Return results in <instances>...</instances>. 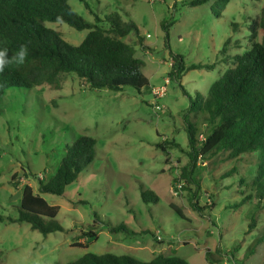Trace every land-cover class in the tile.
Returning a JSON list of instances; mask_svg holds the SVG:
<instances>
[{"label": "rangeland", "instance_id": "374dc122", "mask_svg": "<svg viewBox=\"0 0 264 264\" xmlns=\"http://www.w3.org/2000/svg\"><path fill=\"white\" fill-rule=\"evenodd\" d=\"M87 1L89 5L81 0L69 3L90 22L118 12L139 25L144 44L135 34L125 40L145 61L142 72L150 86L142 93L132 87L97 90L62 73L60 88L45 84L7 89L0 113V264H68L89 252L128 254L142 261L163 254L190 264H264V243L247 257L264 232V208H257L254 187L260 153L227 159L222 152L201 158L192 180L183 176L189 163L186 123L208 130L205 114L190 111L191 102L232 67L237 53L251 49V25L264 0H230L223 11L217 0L197 6L187 5L191 0ZM162 23L170 25L169 46ZM44 24L75 45L88 33L66 22ZM263 36L260 32V39ZM171 51L182 54L187 66H215L191 69L176 81L170 76ZM167 78L171 82L160 100L163 108L156 110L152 86ZM81 135L97 141L93 162L64 195L40 193L38 177L51 178ZM229 170L234 173L227 176ZM14 174L19 187L11 182ZM26 184L59 207L56 220L64 230L44 234L27 222L8 220L19 216ZM143 190H153L160 199L149 196L145 201ZM196 201L201 209L194 208ZM251 213L258 221L252 231ZM121 223L135 234L110 230Z\"/></svg>", "mask_w": 264, "mask_h": 264}, {"label": "trees", "instance_id": "16d2710c", "mask_svg": "<svg viewBox=\"0 0 264 264\" xmlns=\"http://www.w3.org/2000/svg\"><path fill=\"white\" fill-rule=\"evenodd\" d=\"M86 5L87 0H81ZM156 1V0H155ZM154 1V2H155ZM213 0H191L187 5L197 6ZM218 9L225 10L230 0H217ZM96 22L86 20L70 5L69 0H0V47L9 49V57L21 44H27L29 55L20 67H11L0 73V113L1 103L7 89L36 87L50 84L60 88L62 73L82 79L93 89L122 91L132 87L139 93L150 86L149 79L142 72L145 61L137 57L135 46L125 40L132 34L138 36V43L144 44L139 25L132 19L125 20L118 12H112L104 20L96 16ZM45 21L66 22L78 30H88L83 41L72 44L62 34L44 24ZM104 23V24H101ZM168 23H162L166 30V41L170 44ZM252 47L237 53L232 67L223 73L206 94L197 92L191 102L190 111L203 113L208 130L201 132L196 123L188 121L186 131L189 163L183 169V176L190 178L198 165V160H209L222 152L227 159L239 158L248 152H259L261 161L255 176L254 187L259 199L257 208H264V7L251 25ZM170 76L180 81L182 75L191 69H213L214 64L185 63L182 54H174ZM210 128V129H209ZM96 139L90 135L77 137L66 150L54 175L48 180L39 179L40 193L64 195L66 187L75 182L81 172L94 160ZM159 147L165 150L163 144ZM189 169V170H188ZM227 172V176L233 174ZM11 182L19 187L17 174ZM244 182V181H242ZM156 201L160 198L153 190H143V198ZM246 200L237 205L245 203ZM195 209H201L198 202ZM212 202L210 207H214ZM19 216L9 217L11 223L27 222L33 229L44 234L64 227L56 220L59 207L52 205L30 184L22 188V199L18 206ZM180 214V210L176 209ZM0 221H3L0 216ZM258 225L257 216L251 213L250 231ZM126 223L111 225L112 232L135 234ZM144 233H147L145 231ZM94 239L95 232L89 233ZM91 239L86 240L89 243ZM264 243V232L249 247L247 257L257 252ZM207 258L211 251H207ZM68 264H190L179 256L159 254L149 261H142L132 255L114 253H86Z\"/></svg>", "mask_w": 264, "mask_h": 264}, {"label": "clouds", "instance_id": "9594fccd", "mask_svg": "<svg viewBox=\"0 0 264 264\" xmlns=\"http://www.w3.org/2000/svg\"><path fill=\"white\" fill-rule=\"evenodd\" d=\"M29 55V47L27 44H21L17 51H14L11 57H9V49L6 47H0V73H3L6 69L13 66H23Z\"/></svg>", "mask_w": 264, "mask_h": 264}, {"label": "built area", "instance_id": "2783aa9c", "mask_svg": "<svg viewBox=\"0 0 264 264\" xmlns=\"http://www.w3.org/2000/svg\"><path fill=\"white\" fill-rule=\"evenodd\" d=\"M153 2L155 0H152ZM170 78H167L163 84L152 86V96H153V105L156 110H160L163 108V104L160 103V100L165 97L168 91V86L170 84Z\"/></svg>", "mask_w": 264, "mask_h": 264}]
</instances>
